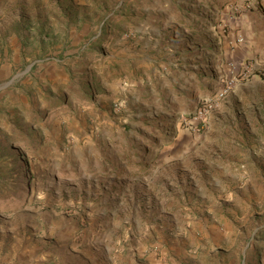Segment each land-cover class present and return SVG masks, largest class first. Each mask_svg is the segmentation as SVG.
Masks as SVG:
<instances>
[{"label": "rangeland", "instance_id": "1", "mask_svg": "<svg viewBox=\"0 0 264 264\" xmlns=\"http://www.w3.org/2000/svg\"><path fill=\"white\" fill-rule=\"evenodd\" d=\"M14 133L0 264H264V0H0Z\"/></svg>", "mask_w": 264, "mask_h": 264}, {"label": "trees", "instance_id": "2", "mask_svg": "<svg viewBox=\"0 0 264 264\" xmlns=\"http://www.w3.org/2000/svg\"><path fill=\"white\" fill-rule=\"evenodd\" d=\"M19 140H21V136H18L17 134H12V135H5V136H3V137H1L0 138V147L1 146H4L3 144H5L6 145V147L8 148V150L10 149L11 150V148H12V146H13V144H15L16 143V141L18 142ZM0 151H2V150H0ZM15 153V152H14ZM14 153H12V155L11 156H13L14 155ZM21 155V154H20ZM14 157H15V155H14ZM4 158V155L3 154H1V152H0V161L2 160ZM19 159V157L17 156V157H15L14 158V165H15V163H17V160ZM28 166V169H29V165H27ZM5 182H6V178H5V173H4V168H2L1 167V165H0V190H1V187L2 186H4V184H5ZM1 195H0V199H1Z\"/></svg>", "mask_w": 264, "mask_h": 264}]
</instances>
